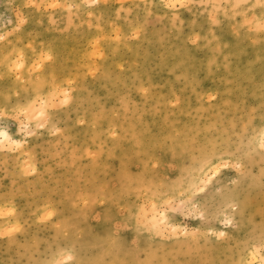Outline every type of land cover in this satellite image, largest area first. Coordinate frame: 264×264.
Masks as SVG:
<instances>
[{"label": "rangeland", "instance_id": "obj_1", "mask_svg": "<svg viewBox=\"0 0 264 264\" xmlns=\"http://www.w3.org/2000/svg\"><path fill=\"white\" fill-rule=\"evenodd\" d=\"M260 3L0 0V264H264Z\"/></svg>", "mask_w": 264, "mask_h": 264}, {"label": "bare ground", "instance_id": "obj_2", "mask_svg": "<svg viewBox=\"0 0 264 264\" xmlns=\"http://www.w3.org/2000/svg\"><path fill=\"white\" fill-rule=\"evenodd\" d=\"M164 1V3H165V5H175V3H177V2H179L180 3V0H163ZM164 5V4H163ZM39 106H40V104H39ZM42 106V105H41ZM39 108V107H38ZM38 108H36L37 110H36V112H35V114H36V116H40L41 115V113L38 111L39 109ZM34 109V108H33ZM41 109V108H40ZM31 110H32V108H31ZM30 111V110H29ZM3 130V129H2ZM3 131H5V130H3ZM6 132V131H5ZM7 133V132H6ZM262 135H264V132H261V134L258 136V138H259V140H261V137H262ZM7 136L8 137H10L9 135H8V133H7ZM0 140H2L3 142L2 143H0V150H6V149H8V148H10V146H12V144H14V145H16L17 147L18 146H20V142H18V141H16V140H12V139H10V140H8V139H5V138H0ZM14 142V143H13ZM233 195H229V198L230 197H232ZM263 200V199H262ZM68 205V204H67ZM156 214L154 213V211H153V208L152 207H149V209L147 210V214H146V217L145 218H147L148 219V221L151 223V224H153V225H156L159 221H160V219L161 218H159V221H158V219H157V216H155ZM101 216H102V220L100 221V223H102L103 225H104V227L106 226L107 227V225H108V222H109V219H108V217L106 216V215H104V213L102 212V214H101ZM99 229H102V226L99 228ZM262 230V229H261ZM261 231L259 232V236L261 237V239L262 240H264V228H263V232L261 233ZM108 233H107V231H104V233H103V237L102 236H98V237H95V236H92L91 235V237L92 238H96V239H99V240H104L106 237V235H107Z\"/></svg>", "mask_w": 264, "mask_h": 264}, {"label": "snow or ice", "instance_id": "obj_3", "mask_svg": "<svg viewBox=\"0 0 264 264\" xmlns=\"http://www.w3.org/2000/svg\"><path fill=\"white\" fill-rule=\"evenodd\" d=\"M171 7H175V5H170ZM183 6V5H182ZM22 7H27V6H22ZM31 7H36L35 4H32ZM260 7L261 9H264V0H261V3H260ZM19 18V17H18ZM24 20L22 18H19V25H22L24 24ZM251 23H253V21H248V20H245V24L246 25H250ZM257 23V30L260 31L262 34H264V17L261 18V21L260 22H256ZM18 25V26H19ZM0 39H3V37H0ZM0 138H5V139H8L10 140L11 138L7 136V133L5 131H3L2 129H0ZM3 141L0 140V143H2ZM14 143V142H13ZM260 147L262 149H264V135H262L261 137V140H260ZM204 189L203 188H198V192H203ZM193 195H195V193H193ZM168 205H171L172 204V201H168L166 202ZM155 208V205L153 206ZM160 217L163 218L164 216V213L161 212L159 213ZM161 222L163 223L164 221L161 220Z\"/></svg>", "mask_w": 264, "mask_h": 264}]
</instances>
